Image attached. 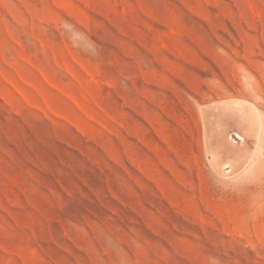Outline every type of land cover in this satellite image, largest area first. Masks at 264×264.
<instances>
[{
	"label": "rangeland",
	"instance_id": "374dc122",
	"mask_svg": "<svg viewBox=\"0 0 264 264\" xmlns=\"http://www.w3.org/2000/svg\"><path fill=\"white\" fill-rule=\"evenodd\" d=\"M234 99L263 128L222 176ZM0 264H264V0H0Z\"/></svg>",
	"mask_w": 264,
	"mask_h": 264
},
{
	"label": "bare ground",
	"instance_id": "6f19581e",
	"mask_svg": "<svg viewBox=\"0 0 264 264\" xmlns=\"http://www.w3.org/2000/svg\"><path fill=\"white\" fill-rule=\"evenodd\" d=\"M178 101L180 102V100ZM151 102L152 100L150 101V103ZM143 107L146 108L145 106ZM156 108L157 110H159V112L161 111L162 113L168 115V111H167L168 107L165 104H161V103L156 104ZM202 110L204 113L202 115V121L204 123V139H205V144L208 148L207 154H208V158H209L211 166L218 174L222 176H226L231 172L232 173L236 172V170L241 168L251 158L254 152V147H256V144L258 143V140L262 133V128H263L262 118H261V115L257 107L254 105V103L250 101L243 100V99L242 100L234 99V100H223V101L211 104V105H205ZM141 115L145 123L143 121L142 128L140 130V135L138 137V141L143 147L146 146L147 148H151L150 147L151 138L148 141L147 134H150L152 132L151 131L152 129L156 133H158V136H162L163 138H165V133L163 132L164 121L160 120L159 118H156V116H154L153 113H151L150 111L146 109H142ZM154 146L156 147V145ZM170 146L171 145H169V147ZM159 152H161V150H159ZM175 160H178V159L176 158ZM178 163H180L179 160H178Z\"/></svg>",
	"mask_w": 264,
	"mask_h": 264
}]
</instances>
